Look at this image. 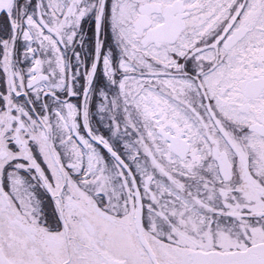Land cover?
Instances as JSON below:
<instances>
[{"label": "snow or ice", "instance_id": "1", "mask_svg": "<svg viewBox=\"0 0 264 264\" xmlns=\"http://www.w3.org/2000/svg\"><path fill=\"white\" fill-rule=\"evenodd\" d=\"M0 264H264V0H0Z\"/></svg>", "mask_w": 264, "mask_h": 264}]
</instances>
